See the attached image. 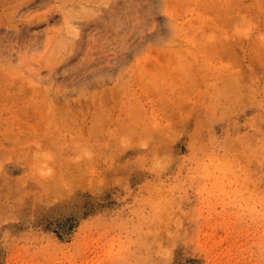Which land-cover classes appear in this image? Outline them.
I'll list each match as a JSON object with an SVG mask.
<instances>
[{
    "label": "rangeland",
    "instance_id": "rangeland-1",
    "mask_svg": "<svg viewBox=\"0 0 264 264\" xmlns=\"http://www.w3.org/2000/svg\"><path fill=\"white\" fill-rule=\"evenodd\" d=\"M0 264H264V0H0Z\"/></svg>",
    "mask_w": 264,
    "mask_h": 264
}]
</instances>
